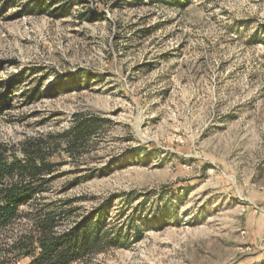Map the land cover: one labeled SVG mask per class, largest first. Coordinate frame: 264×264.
Segmentation results:
<instances>
[{
	"label": "rangeland",
	"instance_id": "rangeland-1",
	"mask_svg": "<svg viewBox=\"0 0 264 264\" xmlns=\"http://www.w3.org/2000/svg\"><path fill=\"white\" fill-rule=\"evenodd\" d=\"M74 1L57 17L0 0V151L29 141L64 161L0 229V263L27 264L7 250L39 213L61 232L112 199L126 245L80 264H264V0ZM76 115L102 122L68 157L57 138Z\"/></svg>",
	"mask_w": 264,
	"mask_h": 264
},
{
	"label": "trees",
	"instance_id": "trees-1",
	"mask_svg": "<svg viewBox=\"0 0 264 264\" xmlns=\"http://www.w3.org/2000/svg\"><path fill=\"white\" fill-rule=\"evenodd\" d=\"M154 4L162 2L173 6L176 0H148ZM37 14L47 13L51 8V14L57 12V17H64L74 5V0H30ZM55 4V7H53ZM87 20L91 15L86 16ZM37 68H31V72H37ZM11 84H21L26 81L24 72L19 71L8 80ZM50 94L57 95L63 92L59 86H51ZM40 82L37 83L36 98L39 97ZM8 93L0 95V112L7 109L10 96ZM102 120L93 115H76L74 124L57 138V147L62 149L64 156L76 157L81 153L88 139L100 128ZM22 156H12L10 159L0 151V229L11 224L19 215L20 207L31 203L37 196L45 192V186L61 176L56 173L64 164L61 155L47 153L40 143L25 141L22 143ZM83 150V149H82ZM56 156V155H55ZM105 169V168H104ZM105 174V170H100ZM77 183V178L71 185ZM112 199L99 205V207L80 222L75 223L67 230L58 232L55 227L58 224L54 213L43 211L33 219V230L22 233L11 244L7 254H13L16 259L28 257L27 264H80L89 255L101 252L105 249L125 246L126 237L112 231L110 227L109 212L112 207ZM141 237V232L133 231L132 241ZM4 261L5 258L3 257ZM2 261V262H3ZM0 264H6L4 263ZM18 262V261H17ZM15 264V263H8Z\"/></svg>",
	"mask_w": 264,
	"mask_h": 264
}]
</instances>
